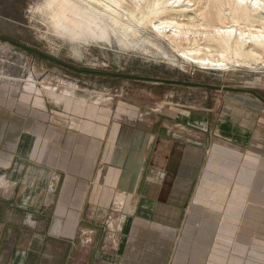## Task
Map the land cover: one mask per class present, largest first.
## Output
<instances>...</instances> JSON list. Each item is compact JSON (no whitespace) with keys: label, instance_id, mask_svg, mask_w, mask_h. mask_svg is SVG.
Listing matches in <instances>:
<instances>
[{"label":"crops","instance_id":"1","mask_svg":"<svg viewBox=\"0 0 264 264\" xmlns=\"http://www.w3.org/2000/svg\"><path fill=\"white\" fill-rule=\"evenodd\" d=\"M238 98L240 116L221 105L150 108L148 123L115 116L110 126L108 109L71 99L38 108L0 82V264H207L204 253L215 264L223 224L235 225L223 264H248L264 252V218L223 221L213 210L264 208L263 101ZM228 190L227 203L214 198ZM121 192L135 199L121 245L104 251L102 224ZM84 228L96 231L88 246Z\"/></svg>","mask_w":264,"mask_h":264},{"label":"rangeland","instance_id":"2","mask_svg":"<svg viewBox=\"0 0 264 264\" xmlns=\"http://www.w3.org/2000/svg\"><path fill=\"white\" fill-rule=\"evenodd\" d=\"M42 4L43 0H0V37L4 38L0 39V82L20 88L25 95L28 92L34 105L35 101L40 102L39 105L42 107L35 105L38 108H44V104L30 92L32 89L25 81L30 77L37 81L38 88H41L43 83H48L57 87L60 92H69L67 100L71 99L79 107L108 109L112 114L110 126L115 116L126 123L127 121L141 122V125L148 123L150 108L163 112L168 107L184 110L186 106L202 110L218 108L221 105L223 114L230 111L240 116L248 107L244 103H238L236 98L244 99L246 96L256 100L260 97L264 108L263 65H254L252 68L245 65L244 68L236 67L226 72L212 68L209 70L206 67L192 66L170 51H166L168 56H164L156 49H151L152 53L124 50L117 44H114L113 48L103 46L99 49L87 46L82 50L83 57L79 58L72 51L70 44L51 36L48 32L43 24L44 18L36 14V9ZM41 54L64 65L44 59ZM173 59L179 62L171 63ZM47 99L49 98L45 95L44 102ZM262 117L264 122V114ZM128 130L130 128L126 129ZM228 193L229 190L213 194L217 195L214 198L224 200L221 203H227L225 200L229 199ZM204 197H208L206 193ZM134 199L130 192L115 195L107 215L111 213L113 205L119 203L123 205V212L126 215L130 212V205ZM213 210L216 211L215 215H221L223 221H226L224 216L230 215H237L240 221L244 220L245 216H256L259 220L261 217L264 218V208L238 207L235 214H232V208L223 206ZM223 225L227 230L224 238L217 241V247L214 249L216 255L213 254L212 259L215 264L224 263V250L230 247L228 232L235 226ZM241 231L239 224L237 233ZM241 242L243 245L244 240ZM238 244L237 241L236 245ZM239 251L240 255H245L244 248H240ZM263 254L264 252L258 253L257 256L248 258V264H264ZM201 259H205L207 264L211 263L208 253H204Z\"/></svg>","mask_w":264,"mask_h":264},{"label":"bare ground","instance_id":"3","mask_svg":"<svg viewBox=\"0 0 264 264\" xmlns=\"http://www.w3.org/2000/svg\"><path fill=\"white\" fill-rule=\"evenodd\" d=\"M36 14L79 58L87 46L117 44L170 51L209 70L264 66V0H43ZM25 81L43 104L45 95L56 102L70 96L48 83L38 88L32 77Z\"/></svg>","mask_w":264,"mask_h":264},{"label":"built area","instance_id":"4","mask_svg":"<svg viewBox=\"0 0 264 264\" xmlns=\"http://www.w3.org/2000/svg\"><path fill=\"white\" fill-rule=\"evenodd\" d=\"M3 179H0V188H7ZM120 204V205H119ZM114 204L112 211L107 215L103 221L102 228L105 232V240L103 244V249L117 250L121 245L123 224H124V212L123 205L119 203ZM96 231L90 228H84L80 231L79 242L83 246L91 245L94 241Z\"/></svg>","mask_w":264,"mask_h":264},{"label":"water","instance_id":"5","mask_svg":"<svg viewBox=\"0 0 264 264\" xmlns=\"http://www.w3.org/2000/svg\"><path fill=\"white\" fill-rule=\"evenodd\" d=\"M0 39H4V38L0 37ZM10 43H12V44H14V45H17V46H20V45H18L17 43H14V42H11V41H10ZM41 56H42L44 59H47V60H49V61H53V62H56V63H59V64L64 65L63 63H61V62H59V61H57V60H55V59H53V58H51V57H48V56H45V55H42V54H41Z\"/></svg>","mask_w":264,"mask_h":264}]
</instances>
